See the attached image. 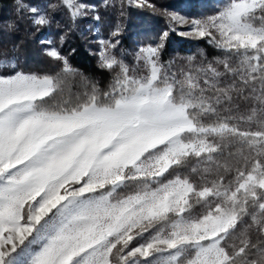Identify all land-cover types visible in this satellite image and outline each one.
Returning a JSON list of instances; mask_svg holds the SVG:
<instances>
[{
    "label": "snow or ice",
    "instance_id": "1",
    "mask_svg": "<svg viewBox=\"0 0 264 264\" xmlns=\"http://www.w3.org/2000/svg\"><path fill=\"white\" fill-rule=\"evenodd\" d=\"M15 5L38 31L62 11L101 19L86 0ZM167 16L222 55L163 61L164 31L129 64L117 24L97 41L101 91L55 46V74L0 52V264H264V0Z\"/></svg>",
    "mask_w": 264,
    "mask_h": 264
},
{
    "label": "trees",
    "instance_id": "2",
    "mask_svg": "<svg viewBox=\"0 0 264 264\" xmlns=\"http://www.w3.org/2000/svg\"><path fill=\"white\" fill-rule=\"evenodd\" d=\"M24 2L45 6L58 0H24ZM86 2L95 4L99 8L101 16L99 22L93 20L91 18L93 13H90L87 18L79 20L76 26L72 27L66 11H62L60 14H54L55 20L50 28L38 31L27 20L20 21L15 11V0H0V52H11L12 46L18 45L15 56L19 59L15 60L17 66L14 70L38 75L55 74L61 67L60 63L44 54L45 48L55 46L63 56L67 57L72 67L79 70L82 77L95 83L101 91H107L112 73L98 66V35L107 39L117 24L121 26L120 47L129 54L126 59L129 64L133 63L132 54L139 46L158 42V37L164 31H168L169 35L164 43L163 61L174 60L176 66H179L184 63L183 58L190 55H196L199 59L201 51L208 59L222 55L206 40L179 35L180 26L170 25L167 13L176 11L194 17L211 15L223 0H148L154 8H137L125 4L123 15L120 14V0H110V3L115 4L116 7L107 9L101 6L104 0H86ZM9 24L14 27L8 28ZM172 28L175 31H172ZM97 29L100 34L97 33ZM61 36H64L62 43ZM47 40H51L52 45L42 43ZM12 72L13 69L10 67L0 69V74ZM81 76L69 81L74 85L72 89L74 92L86 90Z\"/></svg>",
    "mask_w": 264,
    "mask_h": 264
},
{
    "label": "rangeland",
    "instance_id": "3",
    "mask_svg": "<svg viewBox=\"0 0 264 264\" xmlns=\"http://www.w3.org/2000/svg\"><path fill=\"white\" fill-rule=\"evenodd\" d=\"M173 12H171V13H173ZM175 13H179L182 16L188 17L189 19L198 18V17H194V16H189V15H186V14H182V13L176 12V11H175ZM179 26H180L179 32H187V31H190V27L187 26V25H179ZM98 38L101 39V37L99 35H98Z\"/></svg>",
    "mask_w": 264,
    "mask_h": 264
}]
</instances>
